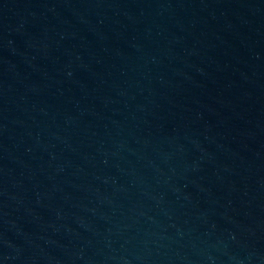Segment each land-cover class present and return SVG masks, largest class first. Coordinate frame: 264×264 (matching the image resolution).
I'll return each instance as SVG.
<instances>
[{
    "label": "water",
    "instance_id": "water-1",
    "mask_svg": "<svg viewBox=\"0 0 264 264\" xmlns=\"http://www.w3.org/2000/svg\"><path fill=\"white\" fill-rule=\"evenodd\" d=\"M0 264H264V0H0Z\"/></svg>",
    "mask_w": 264,
    "mask_h": 264
}]
</instances>
